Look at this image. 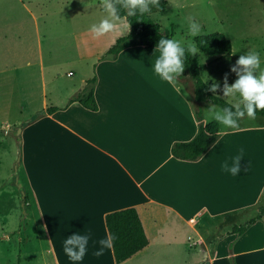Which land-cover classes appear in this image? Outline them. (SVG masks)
I'll return each mask as SVG.
<instances>
[{"label":"crops","instance_id":"1","mask_svg":"<svg viewBox=\"0 0 264 264\" xmlns=\"http://www.w3.org/2000/svg\"><path fill=\"white\" fill-rule=\"evenodd\" d=\"M165 1L164 11L158 13L169 22L185 23V27L190 25V17L201 21L188 13L196 10L211 11L210 20L220 21L226 13L232 18L241 14L253 24L264 23V0ZM25 8L29 19L0 20V90L11 109L17 89L24 100L23 89L33 91L37 76L40 81L41 110L26 111L24 120L18 122L19 188L28 205L21 233L28 237L31 250L41 251L33 253L36 264H116L112 249H105L99 257L94 253L100 247L98 241L108 235L105 216L127 208L138 210L149 245L121 264H169V249L180 242L203 250L202 256L184 264H264V214L241 236L229 234L264 205V118L240 121L239 131L218 127L227 134L218 137L199 160L176 159L171 155L172 145L190 141L197 132L193 82L180 77L174 85L162 81L152 71L155 52L149 55L139 46L126 48L111 59L107 52L118 39L113 36L108 42L111 46L94 56L97 111L77 102L67 104L93 76L81 78L83 90L72 88L61 94L54 89L48 99L40 39L26 48L20 37L27 33L31 37L24 29L27 20L39 36L37 17ZM14 29L21 30L15 33ZM176 33L173 31L172 39ZM12 41L17 43L11 45ZM255 51L264 69V50L258 47ZM232 54L231 46L229 56H206L211 59L208 66L226 60L235 65ZM202 69L201 65L200 72ZM226 74L231 85L237 76L231 69L218 73L223 81ZM25 100L31 104V94ZM49 107L59 110L31 121ZM22 123L27 125L22 127ZM241 148V172L233 176L221 165L225 161L231 165ZM215 226L225 229L216 240L210 237ZM77 233L90 239L83 260L73 262L64 253L63 243Z\"/></svg>","mask_w":264,"mask_h":264},{"label":"rangeland","instance_id":"2","mask_svg":"<svg viewBox=\"0 0 264 264\" xmlns=\"http://www.w3.org/2000/svg\"><path fill=\"white\" fill-rule=\"evenodd\" d=\"M21 2L37 17L38 38L30 20L25 22L24 29L26 32H31V37L28 36L29 33L26 37L22 34L20 37L21 40H25L23 44L26 48H29L30 45L35 46L40 39L44 67L43 81L46 84L48 99L53 96L52 91L54 89L59 90L61 94L72 88L81 91L83 88V83L79 85L81 78L86 79L93 76L96 53L99 50H105L106 46H111L108 45V42L113 36L121 38L129 33L128 31L116 32L99 39L93 38L89 33L91 25L98 23L106 15L100 7V0H0V20L3 17H8L10 21L15 23L16 20L29 19V11L22 6ZM79 5H83V7L81 6L82 8L77 10L75 7ZM188 13L201 20L196 22L200 25V32L196 36L191 35L190 27H185V23L169 22L163 13H154L152 20L161 26L163 33L167 36L171 37L173 31H177L174 39L180 41L182 46L186 48L189 42L194 43L196 37L218 33L224 34L230 41L232 57L235 61L239 59L240 55H244L248 49L256 50V48L261 47L264 50V36L262 37L264 35V23L261 25L253 24L241 14H236V17L232 18L223 13V17L218 21L210 20L211 11L196 10ZM19 30L14 29L15 33ZM15 33L11 30L10 35L13 40L16 38ZM14 43L17 42L12 41L11 45ZM197 57L199 64L203 66L200 72L201 79L204 82L219 83L222 88L223 80L218 73L230 72L234 62L226 60L218 64L211 63L208 66L211 61L210 58L199 52ZM188 78L189 76H185L183 81ZM183 81H180L182 88L189 93V89L183 84ZM39 82L37 76L33 91H24L23 89L24 100L21 98L20 89H17V97L10 101L12 102L11 109L6 106L8 100L3 95V90H0V264H36L38 260L33 253L38 252L39 254L41 252L31 250L26 244L28 237L21 233V226L25 219V208L28 205L26 203L23 206V200H21L24 197L21 191L23 188H19L21 184L19 174L21 154L19 130H21V125L19 126L18 123L24 120V116L29 110H41L42 98ZM26 94H31V104L25 100ZM217 95L231 105L239 100L238 95L223 97L221 91H218ZM20 104L21 107H19ZM210 105L209 103L201 104L203 120L216 122L205 118V110ZM217 125L219 128H224L219 123ZM224 231L225 229L221 226H215L211 230L210 237L216 240L222 236ZM28 235L32 236L30 232ZM169 251L171 255L169 264H184L192 257L203 255L200 246L195 248L183 242L177 243Z\"/></svg>","mask_w":264,"mask_h":264},{"label":"trees","instance_id":"3","mask_svg":"<svg viewBox=\"0 0 264 264\" xmlns=\"http://www.w3.org/2000/svg\"><path fill=\"white\" fill-rule=\"evenodd\" d=\"M166 6L165 0H160L158 6H151V12L129 17L131 24L130 32L121 38H118L114 45L108 50L107 55L111 59H115L117 55L126 48L142 47L144 51L151 55L156 51L158 42L161 38L172 39L170 36L161 33L160 25L153 21L151 14L164 11ZM120 14L126 15L123 8L119 9ZM194 43L199 49V53L214 58H223L231 55V43L222 34L213 33L194 38ZM186 48V47H185ZM201 65L199 64L197 55L193 57L186 51L185 71L180 78L189 76L193 82L191 89L192 109L197 121V132L195 136L187 142H177L171 147V155L179 160L197 161L199 160L217 141L216 133L218 125L216 122L206 123L202 117L201 104H215L218 108L232 107L230 103L215 93L208 91L212 85L211 82H204L200 77ZM96 84V76L86 81V88L78 92L74 97L68 100V105L74 102L79 103L82 107L90 111H97V103L94 98V87ZM59 109L49 107L44 111L35 115L31 121L41 117L50 115ZM234 110V108H233ZM257 116L264 118V111H257ZM27 123H23L22 127ZM23 203H27V197H24ZM264 214V205L259 207L255 217L246 223L234 226L229 234L237 237L244 234L250 226L259 221ZM105 225L108 234L116 237L112 248L113 256L116 264H121L131 257L135 256L149 245L148 237L145 233L142 221L136 208H127L105 216ZM206 243L211 245L212 241L206 238ZM231 250V245L228 246ZM232 260V259H231ZM233 264V262L231 263Z\"/></svg>","mask_w":264,"mask_h":264},{"label":"clouds","instance_id":"4","mask_svg":"<svg viewBox=\"0 0 264 264\" xmlns=\"http://www.w3.org/2000/svg\"><path fill=\"white\" fill-rule=\"evenodd\" d=\"M160 0H100V7L106 15L95 24H92L89 33L95 39H99L108 34L131 30L129 17L136 16L137 12L142 16L151 12V6H158ZM123 8L126 15H121L119 9ZM190 20V33L196 36L200 32V25ZM186 51L193 57L197 55L199 49L195 43L189 42L187 48L176 39L161 38L155 51V60L152 64L153 73L162 81L175 84L178 78L185 71ZM231 72L235 73L237 79L229 85L228 75L223 81V87L214 82L208 91L212 93L222 92L223 97L239 96V100L232 107L218 108L211 104L206 112V120L211 119L224 126L225 129L233 131L240 130V121L247 117L250 120L257 118V111H264V69H261L259 54L249 51L247 54L240 55L235 65L231 67ZM234 108V110H233ZM227 133L224 130L218 131V137ZM244 149H240V154L233 158L231 165L225 161L221 167L225 172L233 176L241 172V160L243 159ZM90 237L84 234H74L65 239L63 251L73 262L83 260L87 252ZM116 237L108 234L104 239L98 241L100 247L94 253L97 257L104 255L105 249H112Z\"/></svg>","mask_w":264,"mask_h":264},{"label":"water","instance_id":"5","mask_svg":"<svg viewBox=\"0 0 264 264\" xmlns=\"http://www.w3.org/2000/svg\"><path fill=\"white\" fill-rule=\"evenodd\" d=\"M84 87H85V83H83V88L81 89V90H83L84 89ZM19 132H20V130H19ZM19 160V159H18ZM16 168V167H15ZM202 264H209V262L208 261H206V262H204V263H202Z\"/></svg>","mask_w":264,"mask_h":264}]
</instances>
